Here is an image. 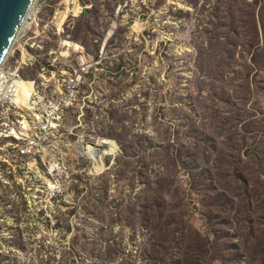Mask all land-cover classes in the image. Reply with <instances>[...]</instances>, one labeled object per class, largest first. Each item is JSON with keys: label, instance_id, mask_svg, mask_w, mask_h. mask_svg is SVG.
I'll return each mask as SVG.
<instances>
[{"label": "rangeland", "instance_id": "1", "mask_svg": "<svg viewBox=\"0 0 264 264\" xmlns=\"http://www.w3.org/2000/svg\"><path fill=\"white\" fill-rule=\"evenodd\" d=\"M42 3L31 40L13 42L6 63L26 53L46 61L59 41L82 44L99 62L93 86L88 80L82 89L86 131L102 138L98 124L125 107L143 146L120 171L119 143L105 138L117 149L101 154L103 172L93 161H70L57 177L66 185L62 199L41 193L20 162L1 169L0 264H191V252L201 264H264V0H82L86 10L59 35L50 16L59 0L36 7ZM78 112L68 113L67 126ZM153 144L165 149L150 152ZM152 161L165 164L167 176L149 167L141 178ZM152 182L161 183L157 195L171 190L163 213L183 206L182 223L158 224L144 192Z\"/></svg>", "mask_w": 264, "mask_h": 264}, {"label": "built area", "instance_id": "2", "mask_svg": "<svg viewBox=\"0 0 264 264\" xmlns=\"http://www.w3.org/2000/svg\"><path fill=\"white\" fill-rule=\"evenodd\" d=\"M80 2L82 0H59L53 20L56 22L59 13L66 14L60 32L57 30L58 35L64 33L62 28L65 25L70 27V21L84 13L87 7H81ZM76 8L80 14L75 12ZM43 11L42 3L28 16L27 24L30 28L14 41V46L19 48L31 40L29 35L38 27ZM76 44L78 48L67 47L69 53L64 54V46L62 41H59L54 50L45 55L47 60L43 65H40L38 57L27 58L26 53L27 56L22 55L19 61L11 55L14 60L12 63L16 65L10 66L5 61L0 68V170L12 168L13 163L20 162V172L23 175L30 174L34 182L40 183L41 193L47 195L50 200L65 197L66 185L57 177L72 166L70 161L79 162L82 159L81 161H93L95 164V160L100 156L99 149L91 151L99 139L86 131V120L83 121V117L85 111L90 110V105L86 103L87 96L82 95V89L88 80L92 83L90 86H93V72L99 62L94 60L82 44ZM27 46L35 49L33 55L40 56V43ZM48 56L53 57L50 63ZM62 56L73 59L76 65L71 63L62 67L58 61ZM36 64H39L38 71L36 76L30 79L24 71ZM25 82H30L32 89L25 99H20L22 84ZM77 107V122L76 125L72 124L75 127L67 126L65 120L68 113L70 115ZM70 138L72 143L65 142ZM57 150L62 152L57 153ZM42 164L44 172L50 177L47 183L39 179V172L43 171Z\"/></svg>", "mask_w": 264, "mask_h": 264}, {"label": "trees", "instance_id": "3", "mask_svg": "<svg viewBox=\"0 0 264 264\" xmlns=\"http://www.w3.org/2000/svg\"><path fill=\"white\" fill-rule=\"evenodd\" d=\"M52 14H54L53 11H51L50 16ZM96 58H98V56ZM39 60H40V65H43L46 62L43 59L42 60L39 59ZM38 68H39V64H36L32 68H27L24 71V74L28 78L33 79L36 76ZM121 70H123V66L121 67ZM123 71H125L127 74V70L124 69ZM122 75H125V74L123 73ZM127 111L128 110L125 109V107L118 108V106L116 105V107L114 106V108L111 111L112 116H109L110 119H112V122H109L106 126L100 125V123L98 124V126H100V128H99L100 137H103L104 139L105 138L114 139V140H117L119 143L120 154L117 157V161H118V167H119L118 169H120V171L125 166L126 160H129L126 163V166L130 167L135 163V161L138 158V155H136V154L129 155L128 153L130 151L136 152L137 150H141V146H143V143H142L143 134L141 135L140 133H135L134 126H132V127L127 126L128 125V121L126 122ZM87 112L89 113L90 110H87ZM100 114H102V113H100ZM108 114H110V113H108ZM157 145H164L165 146V143L164 144H157ZM157 145L153 144V145L149 146V151L153 152V153H157V152L165 149V148H157ZM153 146H156V148H154ZM141 161H142V159H141ZM149 167L153 168L152 173L155 174L156 177L163 178L164 176H167L166 165L163 164L161 161H159L158 163L152 161L149 165H143V169L140 172H138V174L141 178L143 175V171L145 169H148ZM154 185H157L158 187H160L161 183H154V182L149 183L146 186V189L144 190V192L152 200V204L149 206L148 210L150 212L155 211L156 216H157V220H158V224L163 225L164 229H170V226L175 225L177 222L182 223V219L185 218L184 217L185 215L183 213H179V210H181L183 208V206L181 204H179L178 206L175 207V209L166 210L163 213L162 208L168 209V207L163 206L161 204V202L165 203V196H167V195L170 196L171 190L170 189L165 190L161 195H157V193L154 190ZM173 211H176V214L171 215V212H173ZM167 212H169V213L167 214ZM147 213H149V212H147ZM166 214L169 215L170 217H166ZM169 219H170V223L167 225V221ZM149 221L152 223L151 220H149ZM180 229H181V231H184L186 229V227L180 226V228L178 230H176V232L180 231ZM158 231H159V229L157 230V232ZM193 240L196 244L195 246H198V247L203 246V244L200 241H197L196 239H193ZM156 242H164V241H159L156 238ZM191 255L194 258V260L191 262V264H201L200 261L198 260V258L192 252H191Z\"/></svg>", "mask_w": 264, "mask_h": 264}, {"label": "bare ground", "instance_id": "4", "mask_svg": "<svg viewBox=\"0 0 264 264\" xmlns=\"http://www.w3.org/2000/svg\"><path fill=\"white\" fill-rule=\"evenodd\" d=\"M36 2L37 0H32L22 22L20 23L19 27H18V30L16 32V40L17 38H19V36H21L26 30H28L30 28L29 24H27V18L28 16L32 15L33 12H35L36 10ZM75 12L77 14H79V9L76 8ZM65 14L66 13H59L56 17V27L58 28L59 32L61 30V26L62 24L64 23V20H65ZM80 39V37H79ZM84 39V38H83ZM85 40V39H84ZM15 41V40H14ZM13 40L10 42L6 52H5V55L2 59V61L0 62V68L3 66V64L5 63L6 59H7V56L11 53V49H12V46H13ZM81 41V40H80ZM62 44L64 46L65 49H71L72 47H75V48H78L77 44L75 45L74 42H71V41H62ZM30 86H31V83H30ZM28 90L26 89V87L24 86V84H22V89H21V92H20V99H25L29 94H28ZM104 138H100L99 139V142L96 143L95 145L92 146L91 148V151H96L97 149L100 150V156L99 158H97L95 160V169H96V172H99L102 170L103 172V164H102V153L104 154V152H115L116 149H117V145L114 141L112 140H103ZM35 206V205H34Z\"/></svg>", "mask_w": 264, "mask_h": 264}, {"label": "water", "instance_id": "5", "mask_svg": "<svg viewBox=\"0 0 264 264\" xmlns=\"http://www.w3.org/2000/svg\"><path fill=\"white\" fill-rule=\"evenodd\" d=\"M32 0H0V62Z\"/></svg>", "mask_w": 264, "mask_h": 264}]
</instances>
